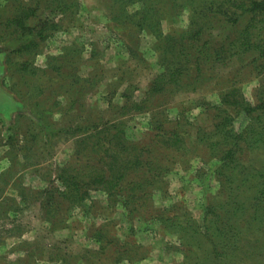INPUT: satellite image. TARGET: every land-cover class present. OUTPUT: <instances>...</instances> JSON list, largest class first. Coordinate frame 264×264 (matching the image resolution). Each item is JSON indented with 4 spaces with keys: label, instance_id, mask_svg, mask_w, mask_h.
Masks as SVG:
<instances>
[{
    "label": "rangeland",
    "instance_id": "1",
    "mask_svg": "<svg viewBox=\"0 0 264 264\" xmlns=\"http://www.w3.org/2000/svg\"><path fill=\"white\" fill-rule=\"evenodd\" d=\"M160 1H164L162 33L184 32L192 15L191 0H180V6L169 0ZM49 2L0 0V195L13 186L12 182L19 188L18 201L6 198L0 201L2 225L10 228V215L14 216L11 219L14 228L18 221L19 235L17 240L13 239L16 243L12 252L10 233L4 234L0 264L209 263L210 248L203 236L196 234L188 240L193 233L163 228L157 220L146 222L133 217L96 185L88 182L89 196L75 208L70 209L69 203L59 198V191L65 190L58 180L60 170L70 165L84 180H89L99 165V156L93 149L94 138L80 141L94 131L88 130L86 135L83 131L81 135L75 131L80 123L86 126L98 123L100 117L113 120L121 115V121H125L124 135L132 143L138 147L147 145L152 150H168L165 144H156V135L161 133L146 110L123 109L125 104H140L150 80L163 71L156 49L158 35L131 30L129 24L117 27L119 20L114 22L109 14V8L115 6L126 19L133 17L139 21L145 12L141 5L126 2L124 8L116 0H76L80 6L77 13H63L53 6L48 11ZM59 3L56 0L51 4ZM23 10L31 11V26H36L38 19L60 24L53 37L40 42L33 51L22 47L28 38L13 23ZM211 34L213 38L217 35L215 31ZM248 62L250 59L236 60L232 70L218 69L216 65L215 70L207 73L198 92L175 96L169 108L157 115L160 120L166 116L169 123L181 120L184 126L181 138L189 141L177 153L179 165L165 177L168 182L165 196L155 194L156 207L175 212L182 224L190 219L196 230L204 227L207 207L220 190L214 174L216 161L201 155L197 138L210 131L214 122L209 110L220 102L221 90L234 84L235 75H239L237 87L249 101L254 102L257 94L264 91V69H253L255 65ZM25 63L36 69L37 75L23 71L21 66ZM58 66L62 78L50 79L58 75L55 69ZM127 66L131 71L126 72V82L120 84L118 77ZM45 70L48 74L41 77ZM78 78L88 81L82 84ZM247 123L248 118L241 114L235 121L236 130L242 131ZM77 150L82 153L78 155ZM242 161L249 171L263 168L264 150L247 151ZM254 180L252 176L248 180L250 188L245 189L249 192L246 196L252 192ZM49 188L55 193L51 216L41 208ZM248 238L264 243V233L249 234ZM258 260L252 258L246 264H259Z\"/></svg>",
    "mask_w": 264,
    "mask_h": 264
},
{
    "label": "trees",
    "instance_id": "2",
    "mask_svg": "<svg viewBox=\"0 0 264 264\" xmlns=\"http://www.w3.org/2000/svg\"><path fill=\"white\" fill-rule=\"evenodd\" d=\"M52 1L56 0H51L46 7L50 12L52 6L63 13H77L80 7L76 0H60L59 4H51ZM179 1L169 0V3L180 6L182 2ZM116 2L124 8L126 2L138 3L145 10L141 20L135 21L133 17L126 19L120 9L115 10L117 7H110L109 14L113 21L119 20L115 24L117 27L129 24L131 30L150 31L158 35L159 44L156 49L159 51L158 63L163 71L150 80L140 104H125L123 109L146 110L151 116V122L161 133L156 135L157 139H161H156V144H165L168 151L152 150L147 145L138 147L132 143L124 135L125 121H121V115L113 120L100 117L98 123L86 126L80 123L75 131L78 130L81 135L83 131L84 135L88 130L94 131L80 141L83 143L88 137L94 138L93 149L99 156V165L89 180H84L79 171L70 165L60 170L58 180L63 183L65 190L59 191V198L68 202L70 209L75 208L89 196L90 183L106 191L110 201L123 205L133 217L146 222L157 220L163 228L193 233L188 240L196 234L203 236L210 248V262L207 264H246L252 258L264 264V243L248 238L249 234L264 233V167L249 171L242 161L247 151L264 150V91L257 94L254 102L249 101L241 88L237 87L239 75L234 76L231 87L221 90L220 102L216 106L213 104L209 110L214 122L210 131L201 133L197 138L201 155L203 153L208 160L216 161L214 174L220 184L214 202L207 207L204 227L199 226L196 230V225L190 219L182 224L178 214L156 207L154 199L157 192L165 196L168 186L165 177L179 165L177 153L180 146L189 141L181 138L184 130L181 120L169 123L166 116L160 120L157 115L169 108L175 96L183 92H198L201 82L209 71L215 70L216 65L218 69L232 70L236 60L243 62L250 59L248 65L254 64L253 69H264V0H191L192 15L187 29L181 33L171 30L165 35L161 31L164 1ZM150 12L161 18L153 17ZM30 19L31 11L23 10L13 21L22 36L28 38L23 48L32 50L60 29V24L54 20L38 19L37 25L31 26ZM230 25L236 28L232 29ZM211 31L217 34L214 38ZM126 46L134 53L128 44ZM213 64L215 66L207 70ZM21 67L34 76L38 73L27 63ZM55 69L58 75L49 78L60 80L61 67ZM130 71V66L123 68V74L118 77L120 84L126 82V72ZM44 72L45 75L41 77L48 74L47 70ZM78 81L83 84L88 80L78 78ZM241 114L248 118V123L238 132L235 121ZM163 127L169 130H162ZM112 131L114 133L111 134ZM80 153L82 151L77 150V154ZM251 176L255 180L252 192L246 196L249 192L245 189L250 188L248 180ZM46 193L41 208L51 216V200L55 193L51 188ZM181 238L184 239V236ZM188 244L190 246V242Z\"/></svg>",
    "mask_w": 264,
    "mask_h": 264
},
{
    "label": "crops",
    "instance_id": "3",
    "mask_svg": "<svg viewBox=\"0 0 264 264\" xmlns=\"http://www.w3.org/2000/svg\"><path fill=\"white\" fill-rule=\"evenodd\" d=\"M3 181V180H2ZM13 184V186H10L9 187V189L7 190V192L6 193H4L3 195H0V201L3 199V198H6V200H16V201H18L19 200V188H16V187H14V182H12ZM17 183H18V181H17ZM1 204H0V208H1ZM3 209V208H2ZM2 209L0 210V218H2L1 216H2ZM10 215V214H9ZM17 215V213L15 214V216ZM10 217L11 218H13L14 216H12V215H10ZM10 218V228H8V227H4L3 225H2V222L3 221H1V219H0V256H1V253H2V251H3V248L5 247L4 246V234L6 235V233L7 232H9L10 233V237L12 238V244L9 246L10 247V249H11V251L13 252V250H14V247H15V243L16 242H14L13 241V239L14 238H16V240L19 238L18 236L19 235H17L18 234V227L16 226L17 224H18V221L16 222L15 221V228H14V219H11ZM14 231L16 232V236H14ZM4 246V247H3ZM17 257H19V253L17 252ZM1 258V257H0Z\"/></svg>",
    "mask_w": 264,
    "mask_h": 264
}]
</instances>
